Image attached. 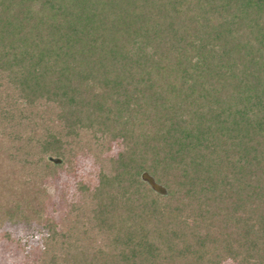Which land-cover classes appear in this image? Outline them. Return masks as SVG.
<instances>
[{"label": "trees", "instance_id": "trees-1", "mask_svg": "<svg viewBox=\"0 0 264 264\" xmlns=\"http://www.w3.org/2000/svg\"><path fill=\"white\" fill-rule=\"evenodd\" d=\"M1 125L43 170L124 142L39 264H264V0H0Z\"/></svg>", "mask_w": 264, "mask_h": 264}, {"label": "rangeland", "instance_id": "rangeland-1", "mask_svg": "<svg viewBox=\"0 0 264 264\" xmlns=\"http://www.w3.org/2000/svg\"><path fill=\"white\" fill-rule=\"evenodd\" d=\"M5 131L1 125L0 264H39L45 247V222L63 223L70 206L81 199L79 185L95 188L102 162L111 169L124 142L106 141L107 137L83 131L79 143L66 148L65 161L58 163L62 166L43 170L33 165V157H29L30 163L25 159L28 156L17 150L22 142L16 143ZM23 144L29 145L27 141ZM38 214L40 221L35 219ZM30 216L34 218L27 221Z\"/></svg>", "mask_w": 264, "mask_h": 264}, {"label": "water", "instance_id": "water-1", "mask_svg": "<svg viewBox=\"0 0 264 264\" xmlns=\"http://www.w3.org/2000/svg\"><path fill=\"white\" fill-rule=\"evenodd\" d=\"M52 161H54L55 163H60L61 162V159L60 158H54V157H51L50 158ZM142 179L149 183L150 186L152 187V189L161 194V195H167L168 191H167V188L160 184L159 182L156 181V179L149 173V172H144L142 174Z\"/></svg>", "mask_w": 264, "mask_h": 264}]
</instances>
